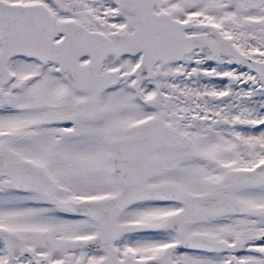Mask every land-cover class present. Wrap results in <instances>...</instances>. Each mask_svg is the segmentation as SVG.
<instances>
[{
    "label": "snow or ice",
    "instance_id": "obj_1",
    "mask_svg": "<svg viewBox=\"0 0 264 264\" xmlns=\"http://www.w3.org/2000/svg\"><path fill=\"white\" fill-rule=\"evenodd\" d=\"M0 264H264V0H0Z\"/></svg>",
    "mask_w": 264,
    "mask_h": 264
}]
</instances>
